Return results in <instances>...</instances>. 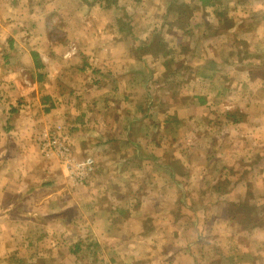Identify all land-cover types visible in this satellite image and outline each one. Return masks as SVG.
Masks as SVG:
<instances>
[{
	"label": "crops",
	"instance_id": "obj_1",
	"mask_svg": "<svg viewBox=\"0 0 264 264\" xmlns=\"http://www.w3.org/2000/svg\"><path fill=\"white\" fill-rule=\"evenodd\" d=\"M230 2L244 18L228 27L215 17L226 38L220 33L213 51L189 60L186 94L173 86L168 97L172 74L157 55L139 53L164 22L144 19L140 0H0V264L60 262L63 249L84 240L83 207L85 237L98 248L124 220L136 245L157 238L158 228L144 227L146 215L160 221L155 211L130 214L116 209L115 196L98 194L111 179L165 188L154 197L167 206L186 202L184 227L161 214V262L126 264H264V0ZM220 7L216 0L218 16ZM53 131L74 160L90 161L83 181L42 153L41 139ZM115 148L125 158L113 157ZM169 155L186 177L171 171ZM255 198L258 226L249 214Z\"/></svg>",
	"mask_w": 264,
	"mask_h": 264
},
{
	"label": "rangeland",
	"instance_id": "obj_2",
	"mask_svg": "<svg viewBox=\"0 0 264 264\" xmlns=\"http://www.w3.org/2000/svg\"><path fill=\"white\" fill-rule=\"evenodd\" d=\"M223 1H224L225 7H222V8L220 7V9H218L217 13L221 14V16H218L214 10V6L207 7V8H204V7L199 8L198 7L199 5L195 2V0H140L141 3H139V7L142 8L144 19H146L147 17L150 19L151 18L150 16L155 15L157 16L155 17V19L159 20V24L160 22H164V26L162 27V30L160 26L157 27L158 32L156 31L154 35L160 36V38L165 42L162 44V48H164L165 50L170 49L173 55L172 57H174V59L176 60V62L170 68V73H172V71L174 73L179 72L178 74L180 75V77L178 79V77H174L172 73V84L166 83V84H170L171 91H173L172 89L173 86L179 87V88L184 87L183 88L184 91H182V94H186V67H187L186 64H188L190 61L197 62L195 58L201 57V55L204 54V52L207 54V52L213 51L214 49L213 39L215 36H218L220 33H222L223 38H226L224 29H227V27H225L224 25H226L227 22L229 23V26L228 25L227 26L230 27V23H231L230 20L233 19L234 17L244 18V15L242 14L243 11H241L239 15H235L234 13H232V11L230 12V10H228V7H226V4L228 5V3H231L230 0H227V1L223 0ZM149 7L151 8L149 9ZM161 15H162V19H161ZM215 17L223 21L224 28H222L221 32L220 30H218V27L215 26ZM224 20L226 21L224 22ZM138 36H139V33H138ZM150 43H151V40L148 41V43L146 44L147 49H149L148 52H150L151 50H155V46L149 48ZM237 46H240V45L237 44ZM236 50L238 49L235 48L234 53L236 52ZM250 52H251V55L253 54L255 55V53H253V50ZM145 54L147 53H144L143 55L144 57H145ZM148 60L149 62L153 63V68H154L156 66L154 65L156 63L155 62L156 60L154 58L153 60L151 59H148ZM158 61H159L158 67L161 70L162 61L160 58ZM157 78H161V77L159 76ZM228 85L229 86L227 88H230L232 84H228ZM168 93L169 94L166 96L170 97V94L172 93L175 94V91L168 92ZM236 95L237 94H233L231 97H236ZM237 98L238 97H236V99ZM226 108H228L229 110L230 106L226 105ZM127 113H128V109L121 110L122 116H124V114H127ZM163 146L168 147L169 144L165 142ZM91 156L94 157L95 162H96V159L98 160L99 158L98 155H91ZM124 156H122L121 158H125ZM113 157L120 158L119 148H115L113 150ZM173 158L170 155L166 157V159H169L172 161H173ZM86 159L87 158L83 157L81 159H76V160H79V161L83 160V162H88V160ZM127 159L129 162L134 161L132 154H130L127 157ZM100 161H101V158H100ZM182 173L186 174V171ZM142 184H143L142 186L141 184H139V185H136L135 187H131L127 185H124V186L120 185L118 187L117 183H114V180L111 179L106 184V186L101 185V188H98L97 192L98 194L107 193V194H111L115 196L118 200V205L116 206L117 207L116 209L119 208L118 206H120V208H127V210L131 212L130 214L137 213V211L139 210H142L143 212L147 214L151 213L152 211L153 212L155 211V213L157 214V218L158 219L160 218L159 219L160 221H155L151 224V219L149 218L148 215H146L148 217V219L144 221V227L146 228H150V226L153 225L154 227L158 228V231L160 233L161 231L163 232L162 227H157V226H161L162 224H164V220L161 218V214H165L166 211H169L171 220H174L175 224H173V226L175 225L176 226L182 225L183 227L186 226V211H183L184 208H182L183 205L186 206V202L184 201L183 198H180V200L183 202L177 199V201L174 204H170L169 206H167L164 202L162 203L161 201L159 202L158 199L156 201L154 197L155 196L154 194L158 193V191H160L159 194L160 193L165 194L166 193L165 188L160 189V190L156 188L157 190L156 191L155 189H152V188H146L144 187V183ZM134 195H137L138 196L137 198L142 197V202H143L142 207L138 203L139 199H137V203L133 201ZM150 197L152 198L150 199ZM114 199L109 200L107 205L115 208L114 206L116 205V202ZM185 200H186V196H185ZM259 204L260 203L258 202L256 198L253 201V203L249 204L250 206L249 214L253 213L250 221L255 226H258L263 222V219L261 220V218L258 217L262 215V210L260 211ZM138 206L139 208H137ZM83 209L85 208L83 207ZM83 209L82 211L79 212L80 218H81L80 223H82L80 227L84 231L83 233L80 234L82 236L81 237L82 239L80 240H83V239L85 240L86 239L85 236L88 235L87 231L85 230L86 223L85 221L82 220V218L85 217L82 214ZM241 210L242 209H240V211ZM119 213L121 217H125L124 213H121V212ZM129 217L131 216L129 215L127 218ZM132 217L134 218V216ZM128 224L129 223L124 220L123 222L124 227L120 229H116L115 223L112 224L110 228L111 232L109 234L107 232L108 235L106 237L102 238L101 236V238L99 239L102 247L98 248L97 246V247L92 248V251H95L94 257L91 256L89 249H86V248H82V252H79L77 254H72L69 250H66L65 248L63 249V251L60 252V259L62 262L61 261L57 262V264H126V262H161L160 260H162V256L160 259L159 254H162L163 252H162V246H159L160 244L158 243L165 244L164 246L167 245V241H163V237H161L162 235L159 233V235H157V238L155 239H149V240L146 239L143 246H140L139 244L136 245L135 243L138 240L133 241L135 239V236H134L135 233H132V231H130V228H129V227H134V225H128ZM171 224L172 223H170V226ZM115 231L118 233H115ZM59 238L60 239L58 240V242L60 243V248H62L65 246L66 236H60ZM68 239H69V236H68ZM76 242L77 241L74 240L73 243H71V245L74 246ZM68 243H69V240H68ZM151 248H153V251L150 250ZM158 249H161V253L158 252ZM150 256H152V258ZM41 264H55V262H51V263L41 262Z\"/></svg>",
	"mask_w": 264,
	"mask_h": 264
},
{
	"label": "built area",
	"instance_id": "obj_3",
	"mask_svg": "<svg viewBox=\"0 0 264 264\" xmlns=\"http://www.w3.org/2000/svg\"><path fill=\"white\" fill-rule=\"evenodd\" d=\"M41 149L45 156L56 155L65 165L69 175L78 181H83L91 170L90 161L79 162L74 160L63 133L48 132L41 139Z\"/></svg>",
	"mask_w": 264,
	"mask_h": 264
},
{
	"label": "trees",
	"instance_id": "obj_4",
	"mask_svg": "<svg viewBox=\"0 0 264 264\" xmlns=\"http://www.w3.org/2000/svg\"><path fill=\"white\" fill-rule=\"evenodd\" d=\"M105 1H107V0H105ZM195 2L200 7H206V6L213 7L215 5L216 0H195ZM147 43L141 45L142 46V48H140L141 54L144 55V53H147L145 55H148V54L157 55L158 58H160L161 61H162L163 68L166 71L168 70L169 74L171 75L173 73V71H172V73H170V68L176 62L174 57H172L173 55H172L171 50L170 49H166L165 50L164 48H162V44L165 43V42L160 38V36H155L151 40V43L149 44V46H150L149 48L155 46V50H151L150 52H148L149 49H147V47H146ZM157 46L160 47V48H158ZM34 63H35V66L37 68L41 67L40 64L37 62L35 55H34ZM83 67H84V65H83ZM168 163H170V165H172V170L171 171L175 172L176 174H182L181 168L176 166V163H174L172 160H168ZM184 177H186V175ZM93 247H97V245L96 244H92L87 239H85V240H83L81 242L80 241L77 242L74 245V250L71 253L72 254H77L79 252H82V248H86V249H89V252L91 253V256L94 257L95 256V251H92Z\"/></svg>",
	"mask_w": 264,
	"mask_h": 264
}]
</instances>
